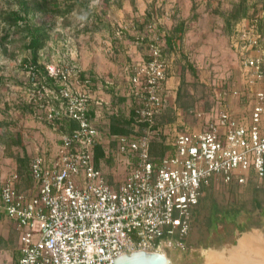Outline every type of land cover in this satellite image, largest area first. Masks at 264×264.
Listing matches in <instances>:
<instances>
[{
	"label": "built area",
	"instance_id": "built-area-1",
	"mask_svg": "<svg viewBox=\"0 0 264 264\" xmlns=\"http://www.w3.org/2000/svg\"><path fill=\"white\" fill-rule=\"evenodd\" d=\"M257 22L244 27L232 44L243 55L249 85L264 80L263 59L245 54L260 47ZM44 70L46 76L37 78L30 68L31 97L58 134V143L51 154L32 158L30 187L24 190L17 189L16 171L4 173L0 164V221H12L19 232L18 264H114L118 256L136 250H187L204 183L230 185L250 174L264 177V92L255 94L247 121L224 109L189 110L204 120L200 131L178 133L170 152L155 158L151 146L165 133L155 121L167 72L157 51L129 79L127 96L134 113L129 135L109 133L108 118L121 116V105L104 93L111 89V98L119 99L118 86L81 78L73 66L49 64ZM91 107L93 120L88 117ZM139 124L146 126L139 131ZM97 146L102 149L98 166ZM101 160L122 168L119 181L114 169L110 182Z\"/></svg>",
	"mask_w": 264,
	"mask_h": 264
},
{
	"label": "rangeland",
	"instance_id": "rangeland-1",
	"mask_svg": "<svg viewBox=\"0 0 264 264\" xmlns=\"http://www.w3.org/2000/svg\"><path fill=\"white\" fill-rule=\"evenodd\" d=\"M240 2L242 0H91L87 7L76 4L74 11L64 19L36 14L29 18L31 23L48 25L50 38L39 52V70L34 76L43 77L42 68L52 64L73 66L77 72L86 73V77L111 81L124 97L123 102L116 101V105H121V114L130 115L129 79L149 61L151 53L157 51L160 61L166 65V80L170 69L174 80L172 89L164 84L162 110L155 121L157 126L163 130L171 127L173 121L167 122L168 117L162 120L164 116H161L174 108L182 110V114L198 108L205 112L222 109L227 98L236 97L244 86L251 88L249 99L241 102L247 119L256 102L255 94L264 92V80L247 83L245 78L250 73L243 69V55L232 44L244 27L259 20L260 47L245 54L261 57L264 70V0H246V18L228 31L225 17ZM15 10L14 0H0V164L4 173L17 170L22 176L19 187L26 189L30 187L26 178L30 161L37 153L51 154L58 143V134L49 129L44 112L36 108L38 101L35 103L31 97L34 86L30 68L34 65H30V53L24 47L26 40L4 20ZM193 10L196 18L190 21ZM182 20L186 28L182 41L175 50L167 49L164 46L167 35ZM182 56L198 72V82L191 72L180 69L184 63ZM181 74H184L185 85L177 91ZM102 139L105 140L103 135ZM153 150L158 155L161 148L155 144ZM19 159L25 162L20 164ZM100 166L112 182L115 163L101 160ZM116 170L114 177L119 181L122 168ZM255 195L262 209L254 210ZM235 211H240L235 218L228 215ZM237 226L246 229L240 232ZM249 234H256L264 241V178L258 180L252 174L240 184L212 183L204 188L186 238L187 250L165 249L163 254L169 264H206L208 253L216 251L228 257L229 251L237 248L240 239ZM18 245L19 233H12L7 245L9 252ZM0 264L4 262L1 260Z\"/></svg>",
	"mask_w": 264,
	"mask_h": 264
},
{
	"label": "trees",
	"instance_id": "trees-1",
	"mask_svg": "<svg viewBox=\"0 0 264 264\" xmlns=\"http://www.w3.org/2000/svg\"><path fill=\"white\" fill-rule=\"evenodd\" d=\"M74 1L75 0H14L15 4L17 5V10L9 12L8 15L4 18V20L8 22L9 26L16 28L17 30H19L20 34L24 36V39L26 40L25 41L26 45L24 47L30 53V61H31L30 65L31 64L34 65L32 69L35 70L34 71L35 73L38 72L39 70L37 67V62L39 60V52L42 49H44L47 41L50 38V35L48 32V28H47L48 25H36L34 23H31L32 21L29 18L34 17L36 14H39L41 16L51 15L53 18L60 17L64 19L67 14L72 13L74 11L76 4L87 7L88 3L91 0H79L75 2ZM246 15H247L246 0H242V2L235 5L233 9L225 17V29L230 31L231 28L236 23L245 19ZM194 18H196V15H194V10H193L190 21L194 20ZM257 21H258L257 25L260 26L259 20ZM184 22L185 21L183 20L178 22L173 28L172 33L170 35H167V38L165 39L166 41L164 44V46L167 49L171 48L175 50L176 48H178V45L182 41L184 33L186 31ZM259 31H260V28H259ZM7 37H8V34L6 33L3 39L6 41ZM3 51L6 52V49L3 48ZM187 67L189 70H191L190 72L193 73L195 80H197L198 73L191 67V64L189 62H187ZM42 74L46 76V73L44 70H42ZM85 74L86 73L84 72H80V77L84 78ZM133 117H134V113H130L129 118H122V117L119 118L118 116L111 117L109 121L110 123L109 133L111 135H129L133 130L132 128ZM71 126L75 127V124L72 123ZM145 126L146 124H139V127L141 129ZM152 146H151V155L152 153H154L153 148L155 147V146L153 147ZM101 158H102V149H101V146H97L95 149V159H96L97 166ZM18 162L22 164L25 161L23 159H19ZM16 173L18 174L20 183H21L22 176L20 175V173H18L17 170H16ZM254 177L258 179L257 176H254ZM26 178L27 180L30 181L29 168H28ZM212 183H213L212 180H208L206 183H204L201 187L202 192L204 188L207 189ZM17 189L24 190L19 187V184L17 185ZM198 206H199V203L195 208V212ZM253 207H254V210L262 209L261 201L258 200L256 195L253 198ZM230 213H228V215L235 218L238 215V213H240V211H235L231 214ZM237 228L239 229L240 232H243L246 229L244 226H237Z\"/></svg>",
	"mask_w": 264,
	"mask_h": 264
},
{
	"label": "crops",
	"instance_id": "crops-1",
	"mask_svg": "<svg viewBox=\"0 0 264 264\" xmlns=\"http://www.w3.org/2000/svg\"><path fill=\"white\" fill-rule=\"evenodd\" d=\"M182 58L184 59V63L182 65V67H180V69H182L183 71L185 70V71L190 72L191 70H189L187 67L188 61L185 60L184 56H182ZM191 67L193 68L192 65H191ZM172 74H173V72L170 69V71H168V75H167L168 78H167L166 83H165L167 89L168 88L172 89V86L174 84ZM85 76H87V74H85ZM89 77L91 78V80L94 79L92 76H89ZM178 77H179L180 81H179V89H177V91H180L181 88L184 87V85H185L184 74H181ZM192 77H193L195 82L199 81V77L197 78V80H195L193 73H192ZM128 86H129V84H128ZM250 89H249V87L244 86L242 88L241 92L238 91V94L236 97H235V95L229 96L227 98L225 104H223L224 108H222V109H224L226 112L230 113L233 117H236L237 119H239L241 121H247L249 119V115L246 119L244 116L245 110H243L244 108H242L241 102H245V100L249 99V97L251 96V93H250L251 90ZM248 90H250V91L248 92ZM111 93H112L111 89L106 90L104 93V98L109 99V100L111 99L112 104H115L116 101H119V102L124 101V97H121L119 99L111 98ZM196 110L202 111V108H200V109L198 108ZM168 112L169 111L164 112L165 115H164V113H162L163 115L161 117L164 116V118L162 120H164L165 118L167 119V117H168L167 122L173 121V124L171 125L172 128L169 126L168 130H165L164 136L162 137L160 143H156L157 146L159 148H161V151H160L161 153H158V155L156 153H152L153 157H155V158H162L168 152H170L171 143L178 133H183V132L197 133L200 131L201 126L204 124L203 119H198L193 114H189L188 110H187V112L183 111V114H182V110H177L175 108L173 109V111H170L171 113H168ZM105 116H107V115H105ZM88 117L91 120H93V118L95 117L93 107H91V109L88 113ZM120 117L128 118V116L124 115V114H121V116H119V118ZM161 117H159V118H161ZM110 119H111V117L108 118L109 121H110ZM263 120H264V117H263ZM94 125L99 130L104 129V125L101 121H94ZM109 126H110V123H109ZM153 146H155V144H153ZM15 232L19 233L16 230L15 224L12 221H9L7 219H3L2 221H0V261L2 260L4 262V264H18V260L20 257V252H19L20 242H19L18 248L15 250H12V252H9V250L7 248V245L10 241V237H11L12 233H15Z\"/></svg>",
	"mask_w": 264,
	"mask_h": 264
},
{
	"label": "bare ground",
	"instance_id": "bare-ground-1",
	"mask_svg": "<svg viewBox=\"0 0 264 264\" xmlns=\"http://www.w3.org/2000/svg\"><path fill=\"white\" fill-rule=\"evenodd\" d=\"M206 261V264H264V241L256 234H249L240 239L237 248L229 251L228 257L212 251Z\"/></svg>",
	"mask_w": 264,
	"mask_h": 264
},
{
	"label": "water",
	"instance_id": "water-1",
	"mask_svg": "<svg viewBox=\"0 0 264 264\" xmlns=\"http://www.w3.org/2000/svg\"><path fill=\"white\" fill-rule=\"evenodd\" d=\"M114 264H169L167 257L158 252L136 250L130 254L118 256Z\"/></svg>",
	"mask_w": 264,
	"mask_h": 264
}]
</instances>
